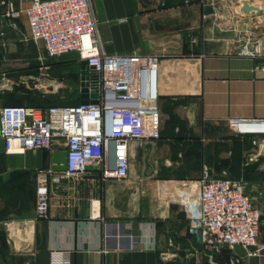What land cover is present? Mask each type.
Listing matches in <instances>:
<instances>
[{"label":"crops","instance_id":"obj_1","mask_svg":"<svg viewBox=\"0 0 264 264\" xmlns=\"http://www.w3.org/2000/svg\"><path fill=\"white\" fill-rule=\"evenodd\" d=\"M2 1L0 108L30 105L38 93L50 98L54 93L5 84L38 73L43 44L31 38L25 11L6 13L10 3L24 10L30 0ZM255 1L264 7V0ZM93 2L107 52L160 54L161 135L132 141L127 178H104L93 166L79 178L53 181L47 217L36 212L37 171L53 167L54 151H0V264H264V128L236 124L264 122V53H241L236 32L213 25L217 13L257 26L264 8L247 10L246 0ZM49 62L51 78L79 90L81 70L70 78L65 62ZM205 177L246 183L261 209L258 244L251 247L256 254L242 246L212 251L190 234ZM93 200L101 217H91ZM118 228L132 233L137 247L113 248Z\"/></svg>","mask_w":264,"mask_h":264},{"label":"built area","instance_id":"obj_2","mask_svg":"<svg viewBox=\"0 0 264 264\" xmlns=\"http://www.w3.org/2000/svg\"><path fill=\"white\" fill-rule=\"evenodd\" d=\"M2 2H5L4 0ZM250 10L264 7L246 0ZM25 11L31 38L42 42L38 73L5 79V84H25L29 89L57 93L65 83L50 77V59L76 52L78 59L88 60L87 73L80 75L87 88L88 102L61 105H4L0 108L1 136L7 152L45 149L50 152L64 147L66 169L52 166L37 171L36 212L47 217L50 208V184L62 178H79L89 165L99 169L104 178H127L130 173L132 141L144 143L161 135L159 107V73L161 56L157 53L105 50L99 32L93 0H30L23 9L10 3L7 15ZM214 14L213 25L235 31L242 44L240 52L252 57L264 53V22L253 25ZM241 23V26H240ZM83 75V78H82ZM98 92V101L92 94ZM242 130V129H241ZM199 211L190 214L188 230L212 251H234L242 246L256 254L261 225V209L247 192L246 183L229 177H205L199 180ZM100 202L92 201V218L101 217ZM111 234L106 233L108 239ZM113 248H134L132 233L118 228ZM111 246L106 245L105 250ZM112 248V247H111ZM215 263V260H212Z\"/></svg>","mask_w":264,"mask_h":264},{"label":"water","instance_id":"obj_3","mask_svg":"<svg viewBox=\"0 0 264 264\" xmlns=\"http://www.w3.org/2000/svg\"><path fill=\"white\" fill-rule=\"evenodd\" d=\"M247 10L252 9V6H248L247 4L244 7ZM88 60H81L80 61V68H81V74L87 73V67H88ZM83 78V75H82ZM82 89H81V103H87L88 100V94H87V88L85 87V83L82 82ZM98 92H94L92 94V101L97 102L98 101ZM240 129L242 130H259L264 128V122L260 120H240L239 122L236 123ZM6 150V140L4 137L1 136V118H0V151H5ZM53 155V168L58 171H62L66 169V155L67 151L65 149L63 150H57L52 153ZM88 167H93V165H89Z\"/></svg>","mask_w":264,"mask_h":264},{"label":"rangeland","instance_id":"obj_4","mask_svg":"<svg viewBox=\"0 0 264 264\" xmlns=\"http://www.w3.org/2000/svg\"><path fill=\"white\" fill-rule=\"evenodd\" d=\"M76 58H78V56L75 53L63 54V55L56 57L57 60H60L61 62H65L66 63L65 65H67V67L71 69V73H69V75H68V77H70V78L76 77V74L78 73L77 70H79V71L81 70L80 65L77 62ZM67 74H62V75L67 77ZM57 94L60 97L59 102H58L59 104L69 102L72 96H74V98L76 99L74 102L79 101L81 98V94H80L79 90L67 89V86H62L59 89V91L57 92ZM159 102H160V98H159ZM161 124H162V116H161Z\"/></svg>","mask_w":264,"mask_h":264},{"label":"trees","instance_id":"obj_5","mask_svg":"<svg viewBox=\"0 0 264 264\" xmlns=\"http://www.w3.org/2000/svg\"><path fill=\"white\" fill-rule=\"evenodd\" d=\"M76 90H78V89H76ZM31 98L32 99L29 102V104L30 105H37V106L38 105H40V106H48V105H61V104H79L81 102V98H80L79 101L74 102L76 99L74 98V96H72L69 102L59 104L58 102H59V98L60 97H59V95L57 93L51 94L50 98H49V96H44L41 93H38V94H36L35 96H33Z\"/></svg>","mask_w":264,"mask_h":264}]
</instances>
